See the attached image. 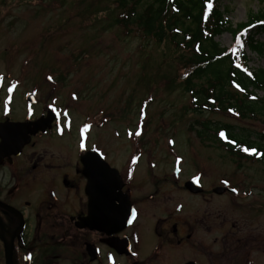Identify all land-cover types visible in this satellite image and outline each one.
<instances>
[{"label": "rangeland", "instance_id": "1", "mask_svg": "<svg viewBox=\"0 0 264 264\" xmlns=\"http://www.w3.org/2000/svg\"><path fill=\"white\" fill-rule=\"evenodd\" d=\"M219 7L226 9L225 19L236 33L226 32L215 41L231 49L243 33L238 26L246 23L249 12L264 10V0H220ZM118 17L115 0H0V41L16 42L18 47L11 48L17 61L13 72L18 73L23 62L27 86L40 71L56 72L59 104L76 124L86 121V148L109 156L110 164L117 156L152 155L157 169L167 173L177 165L186 179L203 174L206 190L223 180L241 184L240 196L232 199L206 193L201 201H190L185 195L191 210L204 205L189 213L201 211L217 227L202 237L213 252H220L224 240L241 236L264 242V162L232 155L216 136L200 140L191 128L195 121L209 120L264 132V116L243 119L218 110L194 113L189 109L191 96L175 79L179 60L188 54L171 43L156 44L141 37L134 27L123 28ZM256 39L264 43V31ZM244 52L249 68L264 69V55L258 57L246 47ZM257 96L264 97L260 92ZM73 139L69 135L61 140L73 145ZM168 190L180 193L172 184ZM182 193L173 197L185 202ZM158 203L155 216L162 215ZM261 247L259 264H264V243Z\"/></svg>", "mask_w": 264, "mask_h": 264}, {"label": "flooded vegetation", "instance_id": "2", "mask_svg": "<svg viewBox=\"0 0 264 264\" xmlns=\"http://www.w3.org/2000/svg\"><path fill=\"white\" fill-rule=\"evenodd\" d=\"M15 43L0 41L1 264L6 248L12 252V264H259L264 243L260 237L226 239L220 252H213L202 237L216 231V225L201 211L191 215L189 211L203 203L191 210L185 198L187 194L190 201H201L202 194L211 193L232 199L240 196L241 184L223 180L206 190L197 176L200 191L192 193L186 184L195 176L186 179L180 169H157L152 155L117 156L113 164L103 155L117 170L122 195L135 217L114 233L79 228L90 200L82 162L86 121L76 124L59 104L56 72L40 71L32 84L23 83V62L19 72H13ZM69 135L75 137L73 145L61 140ZM168 184L185 192V202L173 197L180 193L166 192ZM146 190L150 192L142 194ZM160 202L162 215L155 216L154 205Z\"/></svg>", "mask_w": 264, "mask_h": 264}, {"label": "trees", "instance_id": "3", "mask_svg": "<svg viewBox=\"0 0 264 264\" xmlns=\"http://www.w3.org/2000/svg\"><path fill=\"white\" fill-rule=\"evenodd\" d=\"M219 2L115 0L121 14L117 22L123 28L133 25L141 37L156 44L171 43L188 54L185 60H179L175 79L192 98L190 110L201 114L219 109L243 119L264 116V97L257 96V92L264 95V69L249 68L244 52L246 47L258 57L264 55V43L256 39L264 31V10L248 13L246 23L238 26L244 35L241 33L234 46L226 49L215 38L226 32L235 34L236 29L225 19L226 9H220ZM191 128L200 140L216 136L218 144L232 155H253L264 162V132L221 126L209 120L195 121ZM243 148L256 151L250 154Z\"/></svg>", "mask_w": 264, "mask_h": 264}, {"label": "water", "instance_id": "4", "mask_svg": "<svg viewBox=\"0 0 264 264\" xmlns=\"http://www.w3.org/2000/svg\"><path fill=\"white\" fill-rule=\"evenodd\" d=\"M86 169V194L89 196L85 226L91 230H106L125 224L129 204L119 197L120 187L111 170L96 151L87 152L82 159ZM192 191V190H191ZM6 264H11V255L6 251Z\"/></svg>", "mask_w": 264, "mask_h": 264}, {"label": "snow or ice", "instance_id": "5", "mask_svg": "<svg viewBox=\"0 0 264 264\" xmlns=\"http://www.w3.org/2000/svg\"><path fill=\"white\" fill-rule=\"evenodd\" d=\"M211 7V4H209V8ZM49 79H51V77H49ZM12 89L9 88V92H11ZM75 98V97H74ZM88 130V126L86 125L85 128L82 130V135H83V132H86ZM139 133H137L138 135ZM221 136H223L224 134L223 133H220ZM81 146L83 147V141L81 142ZM244 152H247V153H254L256 150L255 149H249V148H243L242 149Z\"/></svg>", "mask_w": 264, "mask_h": 264}]
</instances>
